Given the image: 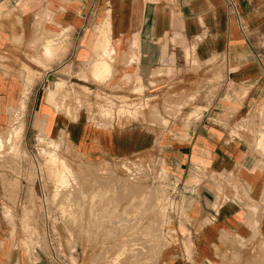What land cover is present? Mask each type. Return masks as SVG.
<instances>
[{
  "label": "crops",
  "instance_id": "1",
  "mask_svg": "<svg viewBox=\"0 0 264 264\" xmlns=\"http://www.w3.org/2000/svg\"><path fill=\"white\" fill-rule=\"evenodd\" d=\"M122 97L150 105L120 116ZM17 109L88 157L160 152L185 187L164 264H264V0H0V131ZM14 179L0 167V264H64L12 236Z\"/></svg>",
  "mask_w": 264,
  "mask_h": 264
},
{
  "label": "rangeland",
  "instance_id": "2",
  "mask_svg": "<svg viewBox=\"0 0 264 264\" xmlns=\"http://www.w3.org/2000/svg\"><path fill=\"white\" fill-rule=\"evenodd\" d=\"M142 90L133 88L132 95ZM157 93L158 104L168 102L159 109L165 112L163 117L177 118L169 105L170 97L177 96L175 86ZM122 99L126 107L120 116L135 118L150 105ZM0 167L15 178V187L27 193L12 234L21 233L23 248H33L35 238H40L64 264H164L161 253L173 237L169 226L173 222L167 221L176 204L170 195L175 184L159 151L126 158L88 157L66 136L57 140L45 136L33 116L17 109L10 125L0 131Z\"/></svg>",
  "mask_w": 264,
  "mask_h": 264
},
{
  "label": "built area",
  "instance_id": "3",
  "mask_svg": "<svg viewBox=\"0 0 264 264\" xmlns=\"http://www.w3.org/2000/svg\"><path fill=\"white\" fill-rule=\"evenodd\" d=\"M175 184V187H173L170 192V195L172 197V201L176 204V202L179 200L183 192L185 191V187L182 185L181 182L174 179V182H172V185ZM172 202V203H173ZM176 207V206H175ZM171 210H174L171 208Z\"/></svg>",
  "mask_w": 264,
  "mask_h": 264
},
{
  "label": "bare ground",
  "instance_id": "4",
  "mask_svg": "<svg viewBox=\"0 0 264 264\" xmlns=\"http://www.w3.org/2000/svg\"><path fill=\"white\" fill-rule=\"evenodd\" d=\"M58 154V153H57ZM53 155V154H52ZM59 156V155H58ZM52 157H54L55 158V155L54 156H52ZM61 157V156H60ZM53 159V158H52ZM59 159V158H58ZM65 160V159H64ZM64 160H63V158H62V160L60 159V162L59 163H61L62 161H63V163H61L62 164V166L64 165V163H66V162H64ZM53 161V160H52ZM54 161H56V160H54ZM53 161V162H54ZM53 162H52V164H53ZM58 162V161H57ZM55 164V163H54ZM57 164V163H56ZM69 164V163H68ZM56 166V165H55ZM55 168V167H54ZM56 170L58 171L59 170V168L56 166ZM60 168H62V167H60ZM65 168H68V169H66V170H69L70 168L68 167V165L65 167ZM62 169H64V168H62ZM62 169H61V171H62ZM65 169H64V171H66ZM64 171H62L61 173H63ZM70 171V170H69ZM58 173V172H57ZM64 174V173H63ZM110 174V173H109ZM62 175V174H61ZM60 175V176H61ZM71 176V175H70ZM66 177V176H65ZM65 177H61L62 179L64 178L65 179ZM61 179V180H62ZM63 179V180H64ZM60 180V179H59ZM63 182V181H62ZM64 183V182H63ZM61 184V183H60ZM67 184V183H66ZM69 184V183H68ZM71 185V184H70ZM130 185V184H129ZM80 186V185H79ZM84 187H85V185H83ZM82 187V186H81ZM71 188V187H70ZM79 188V187H78ZM79 190V189H78ZM83 190V189H82ZM85 190V189H84ZM75 191V190H74ZM81 191V190H80ZM76 192V191H75ZM83 192H81V194H82ZM86 193V192H85ZM101 195V194H100ZM83 196H85V195H83ZM83 196H82V198H83ZM109 197V196H108ZM85 198V197H84ZM147 198V197H146ZM108 201V200H107ZM105 202V201H104ZM97 207V206H96ZM99 216V215H98ZM70 226V225H69ZM88 227V226H87ZM90 228V227H89ZM150 228H151V226H150ZM149 228V229H150ZM153 229H155V228H153ZM146 230H147V228H146ZM84 231V230H83ZM89 231V230H88ZM109 231V230H108ZM137 232V231H136ZM147 233V232H146ZM110 234V233H109ZM105 240V239H104ZM98 243V242H97ZM108 245V244H107ZM111 254V253H110ZM126 254V253H125ZM128 257H130L129 255H128ZM133 257V256H132ZM135 257V256H134ZM127 258V257H126ZM129 259H131V258H129ZM126 260V259H125ZM130 261V260H129ZM134 261V260H133ZM102 262V261H101ZM131 264V263H130Z\"/></svg>",
  "mask_w": 264,
  "mask_h": 264
}]
</instances>
